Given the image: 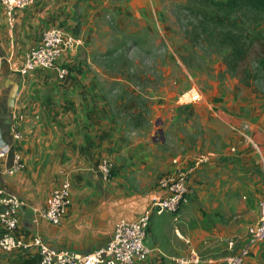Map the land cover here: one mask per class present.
<instances>
[{"label": "crops", "instance_id": "obj_1", "mask_svg": "<svg viewBox=\"0 0 264 264\" xmlns=\"http://www.w3.org/2000/svg\"><path fill=\"white\" fill-rule=\"evenodd\" d=\"M85 14V0H36L16 12L10 30L0 4V133L10 146L0 160V187L27 204L13 235L25 244L38 236L55 249L91 253L109 242L117 220L134 219L151 196L161 194L158 180L173 159L210 154V163L192 175L189 203L177 215L152 220L145 240L150 254L142 264H174V258L191 252L221 264L219 259L247 246L243 264H264V245H249L247 234L264 202V96L201 93V101L175 113L174 100L163 98L158 112L127 119L109 110L100 81L87 74L90 63L81 47L60 58L69 70L64 80L52 71L19 75L24 55L44 30L75 32L81 43ZM13 83L18 89L9 107ZM14 118L19 140L11 137ZM14 154L24 169L8 175ZM104 160L116 169L107 182L100 177ZM65 180L71 204L63 221L57 226L34 221L33 209L43 207L49 192ZM33 257L24 249L0 251V264H23Z\"/></svg>", "mask_w": 264, "mask_h": 264}, {"label": "rangeland", "instance_id": "obj_2", "mask_svg": "<svg viewBox=\"0 0 264 264\" xmlns=\"http://www.w3.org/2000/svg\"><path fill=\"white\" fill-rule=\"evenodd\" d=\"M85 2L79 48L116 118L158 112L163 98L176 104L190 89L264 96L263 18L228 14L205 0ZM175 104L174 113L186 107Z\"/></svg>", "mask_w": 264, "mask_h": 264}, {"label": "built area", "instance_id": "obj_3", "mask_svg": "<svg viewBox=\"0 0 264 264\" xmlns=\"http://www.w3.org/2000/svg\"><path fill=\"white\" fill-rule=\"evenodd\" d=\"M36 0H0L5 14L8 29H13L16 23V12L31 6ZM80 39L75 32L59 27L44 30L35 47L25 55L18 73L22 77L28 76L35 70L52 71L56 79L64 80L69 74L66 66L59 63L65 53L75 52L80 46ZM201 101V94L190 89L180 96L179 105H190ZM10 132L13 140H19L16 118L12 119ZM245 140L252 143L243 131L237 129ZM10 153V146L2 139L0 133V160ZM213 155L200 154L188 160L173 159L170 169L158 180V189L161 194L151 196L143 212L134 220H119L113 226L109 242L91 253H78L66 249H55L42 238L35 236L29 244L13 235L18 227L20 211L27 206L20 197L4 191L0 187V225L5 234L0 235V251L11 252L24 249L38 255V264H142L150 254L145 245L149 226L155 217L163 214L177 215L180 209L187 205L194 194L191 185L193 173L202 166L210 163ZM24 164L18 154L13 155V163L7 169L8 175L22 171ZM110 161L104 160L100 166V177L104 182L109 181L113 171ZM71 204V185L65 180L58 187L51 190L45 199L43 207L33 209L34 221L44 220L52 225H59L66 217ZM247 234L250 243L264 245V202L260 206L258 220L248 227ZM234 246L233 241L228 242V249ZM249 255V247L243 248L239 253L219 259L221 264H243ZM216 259L202 257L191 252L185 257L173 259L174 264H215Z\"/></svg>", "mask_w": 264, "mask_h": 264}, {"label": "trees", "instance_id": "obj_4", "mask_svg": "<svg viewBox=\"0 0 264 264\" xmlns=\"http://www.w3.org/2000/svg\"><path fill=\"white\" fill-rule=\"evenodd\" d=\"M204 6H218V8L228 14L240 12L248 19H264V0H205ZM264 64V59H263ZM39 257L34 254L32 259L26 260L23 264H38Z\"/></svg>", "mask_w": 264, "mask_h": 264}, {"label": "water", "instance_id": "obj_5", "mask_svg": "<svg viewBox=\"0 0 264 264\" xmlns=\"http://www.w3.org/2000/svg\"><path fill=\"white\" fill-rule=\"evenodd\" d=\"M17 89H18V85H17L16 83H13L12 88L10 89V92H9V97H8V106H9V107H12L13 104H14V99H15V97H16ZM148 202H149V199H148L146 205L144 206L143 210H144L145 207L147 206ZM143 210H142L141 212H143ZM141 212H140V213H141ZM140 213H139V214H140ZM134 219H135V218H134ZM134 219H131V220L124 219V220L132 221V220H134ZM119 220H122V219H119ZM119 220H117L116 222H118ZM116 222H115V223H116ZM115 223H114V224H115ZM114 224H113V226H114ZM112 230H113V227H112Z\"/></svg>", "mask_w": 264, "mask_h": 264}]
</instances>
